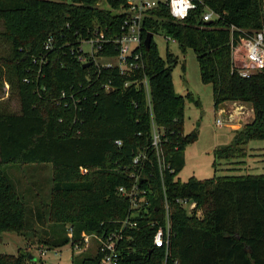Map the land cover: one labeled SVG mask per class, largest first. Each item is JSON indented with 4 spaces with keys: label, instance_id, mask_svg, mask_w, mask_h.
<instances>
[{
    "label": "trees",
    "instance_id": "16d2710c",
    "mask_svg": "<svg viewBox=\"0 0 264 264\" xmlns=\"http://www.w3.org/2000/svg\"><path fill=\"white\" fill-rule=\"evenodd\" d=\"M206 4L221 15L219 20L203 24L191 13L179 22L165 9L151 12L142 35L152 34L150 48H140L143 67L121 76L117 68L100 73L83 68L76 58L79 41L94 25L110 28L119 22L118 2L0 0V39L8 48L6 56L0 54V74L5 71L6 84L19 103L18 112L0 107V234L13 232L28 241L36 223L41 224L38 243L53 250L67 244L73 248L82 233L121 231L118 264H264V174L189 178L185 183L177 179L185 146L195 138L183 130L185 100L192 97L175 93L176 59L169 52L165 59L159 55L156 33L176 42L182 53L193 51L201 82L212 88L215 110L238 102L253 111L252 120L233 131L231 143L214 150L215 171L216 161L235 158L238 147L264 140V69L242 78L231 60L232 42L264 29V0ZM110 53L115 54L113 49ZM143 78L149 104L142 86H123ZM151 119L162 132L159 150L172 173L158 168ZM138 150L147 156L138 186L150 206L132 219L137 227L128 228L123 222L130 204L117 189L133 183L131 159ZM15 163L52 168L49 203L36 208L35 222L33 211L2 171V166ZM163 195L171 235L167 255L152 245L153 233L164 225ZM177 199L195 207L188 210ZM95 250L78 264H101L102 254ZM31 263L21 253L0 255V264Z\"/></svg>",
    "mask_w": 264,
    "mask_h": 264
},
{
    "label": "rangeland",
    "instance_id": "374dc122",
    "mask_svg": "<svg viewBox=\"0 0 264 264\" xmlns=\"http://www.w3.org/2000/svg\"><path fill=\"white\" fill-rule=\"evenodd\" d=\"M103 8V2L99 3ZM2 27L0 25V31ZM153 41L157 46L159 55L165 59L169 52L176 59L172 68V84L176 94L186 96L189 94L192 100H185L183 115L184 134H195L192 142L184 149V166L177 175L181 183L189 178L205 180L214 176L226 175H258L264 174V140H251L248 144L238 147L235 158L227 161H216V171L213 168L215 149L229 145L233 138V131L241 129L246 122L252 120L253 111L249 109L245 124L238 120L231 122L224 116L219 115V109L213 107L212 88L203 84L200 80L199 67L192 50L187 49L182 53L178 44L161 33L153 35ZM8 48L0 39V54L6 56ZM1 76V74H0ZM5 71L0 77V107H5L11 112H18L19 103L16 95L9 90L5 81ZM195 102H198L196 104ZM238 103V102H232ZM225 122V125L218 126L217 120ZM240 150V151H239ZM2 171L12 182L17 194L25 200L28 207L33 211V220L36 221V208L42 204L49 203L52 186V168L50 165H22L10 164L2 166ZM28 208V217L31 211ZM36 231L28 241L13 232L0 234V255H17L18 253L32 256L31 264H78L85 255H92L96 252V243L91 242L87 250L79 251L71 248L70 244L57 249H46L38 243L42 236V225L36 223ZM49 226H44L48 229ZM70 224H66V233Z\"/></svg>",
    "mask_w": 264,
    "mask_h": 264
},
{
    "label": "built area",
    "instance_id": "2783aa9c",
    "mask_svg": "<svg viewBox=\"0 0 264 264\" xmlns=\"http://www.w3.org/2000/svg\"><path fill=\"white\" fill-rule=\"evenodd\" d=\"M119 3L117 13L121 15L119 22L114 26L101 28L94 25L89 31L87 37L79 41L77 50V60L80 64H89L96 73H100L101 69L112 70L117 68L121 76H128L143 67L140 48L143 46L142 35L147 32L146 20L150 17L151 12L156 9H165L169 16L175 21H184L191 13L196 14L197 18L203 24H209L215 20H219L221 15L211 9L206 0H113ZM264 15V4L262 7ZM234 28L231 27V30ZM51 39L46 43L45 49H48ZM115 52L111 54L110 50ZM104 52L103 56L99 53ZM231 60L232 67L242 78H248L251 75L258 73L264 69V29L255 31L251 35L240 38L236 43H231ZM94 72V73H95ZM142 86L145 97L149 104V86L146 78L141 81H126L123 86L128 87ZM106 91H111L109 84L102 86ZM65 97V93H62ZM66 106V105H65ZM64 106V107H65ZM150 108V105H148ZM223 110L219 111V115L224 116ZM218 126L225 125V122L217 120ZM162 132L154 124L151 119V146L157 152V163L160 171L168 170L170 173L173 170L170 165L165 163L160 154L159 143ZM114 144L121 145L120 140H115ZM146 152L138 150L131 159L133 171L129 175L133 179V183L129 187H119L117 192L120 196L126 197L129 201V214L123 222L124 227L136 228L137 221L134 219L139 212L146 211L150 206L146 199V192L139 188L140 180L139 169L146 159ZM86 170L81 169V173ZM177 202L182 204L188 210L195 207V203H189L187 200L177 199ZM164 208V225L158 227L152 236V245L154 248L163 249L165 254H168L170 246V222L168 216V204L166 197L163 195ZM68 238H72V230L68 229ZM122 239L121 231L110 232L104 236H98L95 233L81 234V241L75 243L73 248L80 252L87 250L91 242L96 243V248L102 254L101 264H118L119 262V241ZM72 248V249H73Z\"/></svg>",
    "mask_w": 264,
    "mask_h": 264
},
{
    "label": "bare ground",
    "instance_id": "6f19581e",
    "mask_svg": "<svg viewBox=\"0 0 264 264\" xmlns=\"http://www.w3.org/2000/svg\"><path fill=\"white\" fill-rule=\"evenodd\" d=\"M223 113L226 120L235 122L239 118H242L241 121L247 118L249 111L244 108V105L240 103H230L226 107H223Z\"/></svg>",
    "mask_w": 264,
    "mask_h": 264
},
{
    "label": "water",
    "instance_id": "95a60500",
    "mask_svg": "<svg viewBox=\"0 0 264 264\" xmlns=\"http://www.w3.org/2000/svg\"><path fill=\"white\" fill-rule=\"evenodd\" d=\"M151 41H152V34H147L143 40V47L145 48L146 51L149 50ZM88 66H89V64H85V65H83V68H87ZM220 106H221V108L226 107V103H224ZM29 258L33 259L32 256H29Z\"/></svg>",
    "mask_w": 264,
    "mask_h": 264
},
{
    "label": "crops",
    "instance_id": "0c3cea01",
    "mask_svg": "<svg viewBox=\"0 0 264 264\" xmlns=\"http://www.w3.org/2000/svg\"><path fill=\"white\" fill-rule=\"evenodd\" d=\"M227 104H230V103H226V105H227ZM240 104H241V103H240ZM245 109H247V108L245 107ZM220 110H223V109L221 108V106L219 107V111H220ZM247 110L249 111V109H247ZM222 113H223V112H222ZM241 120H242V118H239V119H238L239 124H241V122H243V123L245 124L246 120H245V119H244L243 121H241ZM249 121H250V120H249ZM246 123H248V122H246Z\"/></svg>",
    "mask_w": 264,
    "mask_h": 264
}]
</instances>
